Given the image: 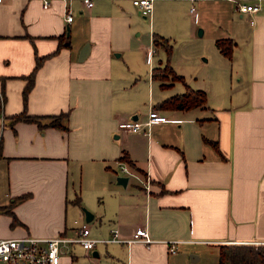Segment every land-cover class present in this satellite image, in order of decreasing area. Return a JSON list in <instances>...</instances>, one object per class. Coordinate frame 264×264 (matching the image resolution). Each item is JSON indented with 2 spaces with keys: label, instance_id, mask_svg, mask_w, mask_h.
I'll list each match as a JSON object with an SVG mask.
<instances>
[{
  "label": "crops",
  "instance_id": "0c3cea01",
  "mask_svg": "<svg viewBox=\"0 0 264 264\" xmlns=\"http://www.w3.org/2000/svg\"><path fill=\"white\" fill-rule=\"evenodd\" d=\"M155 1L149 18L131 0H49L47 8L43 0H1L0 238H71L86 224L97 240L112 230L127 239L140 227L154 240L97 242L90 252L66 244L58 264H219L220 245L264 242V0H241L259 2L253 14L229 0L201 4L218 13L212 36L175 38L169 61L153 36L170 43L177 16L167 0L155 12ZM139 13L148 20L145 39ZM218 39L232 41L230 58ZM37 58L44 60L24 104ZM167 64L181 81L164 77ZM188 88L203 91L206 103L160 107ZM149 106L167 121L145 125ZM22 113L40 119H15ZM60 114L62 127L51 126L48 117ZM131 120L143 131L118 129Z\"/></svg>",
  "mask_w": 264,
  "mask_h": 264
},
{
  "label": "built area",
  "instance_id": "2783aa9c",
  "mask_svg": "<svg viewBox=\"0 0 264 264\" xmlns=\"http://www.w3.org/2000/svg\"><path fill=\"white\" fill-rule=\"evenodd\" d=\"M86 7L93 5L92 0H81ZM193 1V0H190ZM236 4V9L241 13L253 14L259 11L260 4L246 3L241 0H229ZM1 2V0H0ZM132 4L137 7L144 17H151L154 0H131ZM49 0H43V7L47 8ZM194 11V7L190 8ZM72 20L70 11L66 12L65 21L68 23ZM254 23L251 21V24ZM153 49L150 48L147 54V60L150 61ZM167 118L157 112L152 106L148 107L147 121L145 125L154 122H165ZM118 129L124 132H142L143 123L138 120L125 121L118 124ZM122 172L131 175L127 167L119 165ZM149 186V180L146 179V187ZM89 227L86 224L81 225L75 231V236L68 238L63 236H53L40 238L35 236H22L18 238H0V264H58L60 260L61 247L66 244H78L86 252H90L97 242H116V243H141L149 247L154 240L151 238L148 230L144 227L137 228L130 238L124 239L118 235L117 230H112V236L108 239H93L89 236ZM170 253L177 252V241L168 242ZM254 245H264V242H255Z\"/></svg>",
  "mask_w": 264,
  "mask_h": 264
},
{
  "label": "trees",
  "instance_id": "16d2710c",
  "mask_svg": "<svg viewBox=\"0 0 264 264\" xmlns=\"http://www.w3.org/2000/svg\"><path fill=\"white\" fill-rule=\"evenodd\" d=\"M153 42L156 46L163 48L167 54V61L171 57L172 46L169 40L159 36H153ZM62 43V42H61ZM60 46H67L68 44H61ZM216 48L222 55L230 58L233 48V43L229 39H218L215 41ZM44 58H37L36 65L30 75L26 77L27 84L22 92L23 102L25 104L28 92L33 86L36 71L40 68ZM164 77H171L173 81H181L182 76L177 75L174 70L167 64L163 68ZM206 103V95L201 90H193L188 88L184 93L174 95L164 100L160 107L164 109H177L189 110L195 107L202 106ZM65 114L57 116H49L51 120L50 125L54 127H62L59 121L64 118ZM15 119L35 121L37 122L40 117L28 116L24 113L15 116ZM219 264H264V245H251V244H223L219 246Z\"/></svg>",
  "mask_w": 264,
  "mask_h": 264
},
{
  "label": "rangeland",
  "instance_id": "374dc122",
  "mask_svg": "<svg viewBox=\"0 0 264 264\" xmlns=\"http://www.w3.org/2000/svg\"><path fill=\"white\" fill-rule=\"evenodd\" d=\"M214 2L219 3V0H207V1H200L198 0L193 4L192 7H194V11L197 13V24H193L192 16L190 14V3L188 0H167L165 5L167 6L168 10L176 14L177 16V22L175 26L173 27L170 25L167 28V35H165L168 38H172L170 41V44L174 45L176 43L175 38H210L212 36L213 31L215 30V26L217 24L218 19V13L217 11L212 10V8H208L203 12L201 10L202 6L201 4H207L209 7L210 4H213ZM158 4L159 0H156L154 3V6L156 5L155 12L158 11ZM221 4H224L223 1H221ZM142 23L140 26L141 32H142V39L147 38V27L145 24L148 23V20L143 18L142 15L139 13ZM159 21L158 19L156 20ZM145 23V24H144ZM168 26V24H167ZM205 32L204 35L199 36V31ZM146 41V40H145ZM145 45H147V41L145 42ZM158 54L162 56V51L159 49ZM157 58V55H155ZM138 63H140V68L147 70V65L144 63V65L139 60ZM79 260L78 264H87L85 262Z\"/></svg>",
  "mask_w": 264,
  "mask_h": 264
},
{
  "label": "water",
  "instance_id": "95a60500",
  "mask_svg": "<svg viewBox=\"0 0 264 264\" xmlns=\"http://www.w3.org/2000/svg\"><path fill=\"white\" fill-rule=\"evenodd\" d=\"M202 31H199V35H201ZM67 35H68V29H67ZM88 49L89 45L86 44L85 47L81 50L80 56H79V61H83L85 57L88 55ZM128 181V178L126 176H118L116 179L117 184L125 186ZM85 216V221L90 222L93 218V215L90 211H88L86 208H82Z\"/></svg>",
  "mask_w": 264,
  "mask_h": 264
}]
</instances>
